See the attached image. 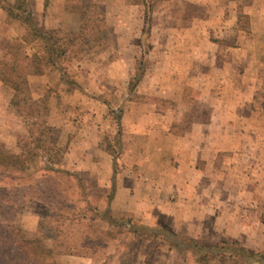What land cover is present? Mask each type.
<instances>
[{
    "label": "rangeland",
    "instance_id": "1",
    "mask_svg": "<svg viewBox=\"0 0 264 264\" xmlns=\"http://www.w3.org/2000/svg\"><path fill=\"white\" fill-rule=\"evenodd\" d=\"M4 1L26 5L39 26L84 36L63 59L66 79L79 89L43 62L28 75L29 91L0 82V141L16 153L44 148L65 195L57 221L41 224L38 211L54 203L15 187L11 195L20 197L22 210H14L13 223L21 236L55 264H197L151 233L107 237L101 232L107 224L81 210L77 182L65 172L79 171L92 204L110 205L116 219L172 225L166 216L175 208L164 213L154 202L174 201L170 176L188 143L183 149L191 160L206 158L208 186L198 194L208 201L203 215L213 226L196 235L227 238L264 264V0H156L148 30L145 6L131 0H94L101 29L83 24L67 0H0V57L14 43L29 55L44 54L41 41H24L28 30ZM139 67L143 76L132 87ZM34 76L43 81L32 91ZM0 187L8 197L1 176ZM15 256L3 264H22Z\"/></svg>",
    "mask_w": 264,
    "mask_h": 264
},
{
    "label": "trees",
    "instance_id": "2",
    "mask_svg": "<svg viewBox=\"0 0 264 264\" xmlns=\"http://www.w3.org/2000/svg\"><path fill=\"white\" fill-rule=\"evenodd\" d=\"M155 1L131 0L133 4L145 6V30H148V19L153 11ZM66 2L71 11L79 14L83 24L92 29H101L105 25L103 24L104 20L96 16L98 5L94 0H67ZM3 8L27 28L28 34L24 38L26 43L37 40L42 42L44 54L41 55L36 52L29 55L24 51L22 44H12L0 57V81L15 91H29L28 75L34 64L43 62L58 72V78L61 82L79 89L76 82L66 79L67 69L63 66V59L71 47L82 41L84 37L82 33H68L63 32L60 28L39 26L34 22L26 5L14 6L4 1ZM138 71L140 72L130 80L132 87H135L143 76L140 67ZM58 171L59 168L53 163L44 148L37 146V153H16L9 151L5 144L0 141V176L4 185H8L10 188L8 190L10 195L7 197L1 193V190L7 186L0 187V234L2 236L0 237V249L3 250V253L0 254V264L5 263L4 260H8L7 257H12L13 253L16 256L11 259H16L17 262L21 261L22 264H55L48 262L46 255L39 253L31 240L24 239L21 236V230L14 225V210L17 208L20 212L22 209L18 204L20 197H15L11 193L16 189L15 187L24 185L26 190L38 193L39 199L45 198L46 200L49 199L50 203L53 202L54 207L49 208L46 212L38 211L41 224L51 221L53 225L58 216L55 212L63 211V199L65 198V195L58 191L59 183L55 177ZM65 172L77 182L76 192L85 203L81 210L85 213L90 212L93 218H98L106 223L108 228L101 232L110 239L117 238L118 233L140 237L151 233L156 242L175 250L184 259L191 258L197 264H211L212 262L225 264L228 259L237 258H242L246 264H252L257 260V252L250 248L238 247L236 242L229 240L208 242L193 237H183L181 231L169 223L160 222L151 226L134 222L131 219H116L111 214L110 205L105 210H100L92 204L90 201L92 193L88 192L82 184L79 171L65 170ZM27 195V192L22 195L23 200H26ZM257 262L261 264L260 260Z\"/></svg>",
    "mask_w": 264,
    "mask_h": 264
},
{
    "label": "crops",
    "instance_id": "3",
    "mask_svg": "<svg viewBox=\"0 0 264 264\" xmlns=\"http://www.w3.org/2000/svg\"><path fill=\"white\" fill-rule=\"evenodd\" d=\"M42 79L43 76L30 77V89H32V91L37 89L38 83L42 82ZM187 132H189V130H187L186 133ZM185 134H181L180 136ZM183 140L184 141H182V143L186 142L187 138L184 137ZM185 145L182 146V148L180 147V154L178 158L180 166L178 173H172V176H170V178L173 180L171 186L173 190L172 196L174 201L163 203V201L159 200L158 202H154V205L157 209L163 211L164 213H166L165 211H167L169 208H175L173 211H169L166 219L169 218L168 221L172 223V226L179 230L181 226L185 225L184 227H186L187 224L188 228L186 229L190 231L187 233V236L201 239L196 235L198 233H196L195 230L200 228L202 231L203 229H206V226L210 225L211 223L209 222L207 224L208 218H206L207 216L203 215L204 211L208 209L206 207V203H208V201L204 196L198 194L202 188L206 189L208 186V184L205 183V178L207 176V163L206 158L198 161L191 160L190 156H193V153H186L183 149L186 147ZM188 147L190 148V146ZM117 199L118 198H114L112 201L113 208H115V205L118 203ZM210 227H213L212 223ZM221 240H227V238H222Z\"/></svg>",
    "mask_w": 264,
    "mask_h": 264
}]
</instances>
